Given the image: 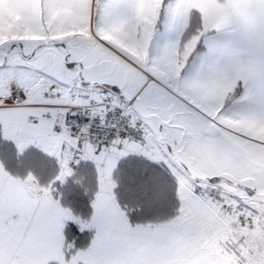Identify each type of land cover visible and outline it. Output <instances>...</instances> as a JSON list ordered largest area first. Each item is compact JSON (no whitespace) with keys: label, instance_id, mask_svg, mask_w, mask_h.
<instances>
[{"label":"snow or ice","instance_id":"1","mask_svg":"<svg viewBox=\"0 0 264 264\" xmlns=\"http://www.w3.org/2000/svg\"><path fill=\"white\" fill-rule=\"evenodd\" d=\"M0 264H264V0H0Z\"/></svg>","mask_w":264,"mask_h":264}]
</instances>
